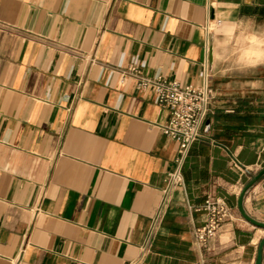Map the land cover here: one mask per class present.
<instances>
[{"label":"crops","instance_id":"0c3cea01","mask_svg":"<svg viewBox=\"0 0 264 264\" xmlns=\"http://www.w3.org/2000/svg\"><path fill=\"white\" fill-rule=\"evenodd\" d=\"M210 14L264 34V0H0V264L138 258L179 144L162 130L170 115L153 88L116 69L201 85ZM210 68L185 187L141 264H256L264 228L239 202L264 169V61L221 69L211 52ZM208 195L233 215L200 249ZM243 207L264 222V175Z\"/></svg>","mask_w":264,"mask_h":264},{"label":"built area","instance_id":"2783aa9c","mask_svg":"<svg viewBox=\"0 0 264 264\" xmlns=\"http://www.w3.org/2000/svg\"><path fill=\"white\" fill-rule=\"evenodd\" d=\"M206 29L209 37L211 14ZM206 50L207 59L205 61L204 79L202 84L198 86L181 85L176 80H168L162 76H147L136 65H131L125 69H116L120 72L123 80L132 78L138 89L153 88L158 104L168 109L170 115L162 130L179 144L175 169L167 176L161 201L150 220L145 239L140 246V254L130 264H141L145 256L152 251L154 241L171 204L173 192L178 188L185 187L183 166L193 144L200 138L210 112V38L207 40ZM231 164L234 168L244 169L232 154ZM198 210H204L207 219L204 225L194 228V243L200 249H209L221 227L232 218L233 208L224 198L217 195H208L204 203L198 207Z\"/></svg>","mask_w":264,"mask_h":264},{"label":"clouds","instance_id":"9594fccd","mask_svg":"<svg viewBox=\"0 0 264 264\" xmlns=\"http://www.w3.org/2000/svg\"><path fill=\"white\" fill-rule=\"evenodd\" d=\"M241 25L242 21H233L230 19L224 21V28L220 31L225 36V40L223 41L225 46L232 42ZM236 42L239 45L236 49L239 53L237 58L238 62L264 61V34L250 33L245 35L241 32L239 37H236Z\"/></svg>","mask_w":264,"mask_h":264},{"label":"rangeland","instance_id":"374dc122","mask_svg":"<svg viewBox=\"0 0 264 264\" xmlns=\"http://www.w3.org/2000/svg\"><path fill=\"white\" fill-rule=\"evenodd\" d=\"M224 28V22L220 19H215L211 22V30H210V50L213 53L214 62L219 65L221 69H230L236 70L240 64H251L255 63V61H251L248 63L238 62L239 53L236 49L239 45L236 42V37H239L240 33L243 32L245 35L253 33L247 31L245 27H241L235 34L232 42L228 45H224L223 41L225 40V36L221 33V29ZM210 70V76H211Z\"/></svg>","mask_w":264,"mask_h":264},{"label":"water","instance_id":"95a60500","mask_svg":"<svg viewBox=\"0 0 264 264\" xmlns=\"http://www.w3.org/2000/svg\"><path fill=\"white\" fill-rule=\"evenodd\" d=\"M263 175H264V169H262L256 175H254L252 177L251 181L244 188V190H243V192L241 194V197H240V202H239V209L242 212V214L245 217V219H247L249 222L253 223L254 225L262 227V228H264V222H261V221H258L256 219L252 218L251 216H249L245 212V209L243 207V199H244V196H245L247 190L249 188H251L254 185V183L256 181H258ZM263 254H264V238L262 239V241H261V243L259 245L256 264H262L263 263Z\"/></svg>","mask_w":264,"mask_h":264}]
</instances>
